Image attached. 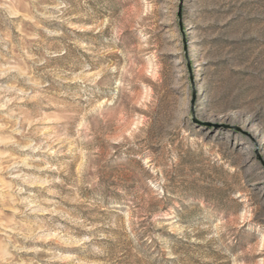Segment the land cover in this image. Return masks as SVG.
<instances>
[{
  "label": "rangeland",
  "instance_id": "1",
  "mask_svg": "<svg viewBox=\"0 0 264 264\" xmlns=\"http://www.w3.org/2000/svg\"><path fill=\"white\" fill-rule=\"evenodd\" d=\"M0 264H264V0H0Z\"/></svg>",
  "mask_w": 264,
  "mask_h": 264
},
{
  "label": "bare ground",
  "instance_id": "2",
  "mask_svg": "<svg viewBox=\"0 0 264 264\" xmlns=\"http://www.w3.org/2000/svg\"><path fill=\"white\" fill-rule=\"evenodd\" d=\"M166 1L169 2V1H172V0H166ZM179 72L181 73L182 71H179ZM254 140H256V142L258 141V139L256 137L254 138Z\"/></svg>",
  "mask_w": 264,
  "mask_h": 264
}]
</instances>
